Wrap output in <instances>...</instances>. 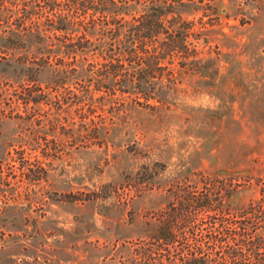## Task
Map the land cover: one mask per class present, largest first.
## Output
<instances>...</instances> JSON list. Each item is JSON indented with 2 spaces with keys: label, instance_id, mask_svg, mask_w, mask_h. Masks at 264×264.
Segmentation results:
<instances>
[{
  "label": "trees",
  "instance_id": "trees-1",
  "mask_svg": "<svg viewBox=\"0 0 264 264\" xmlns=\"http://www.w3.org/2000/svg\"><path fill=\"white\" fill-rule=\"evenodd\" d=\"M203 1L1 0V76L13 73L21 87L14 101L37 115L31 121L35 148L47 156L46 149H58L64 137L74 135V122L66 123L72 105L80 110L76 132L82 141L107 143L121 130L115 119L135 106L149 109L156 124L171 117V97L184 83L221 90L227 74L220 73V62H228L236 78L238 60L211 44L208 11L214 8ZM110 106L116 108L111 112ZM98 108L102 114H96ZM244 108L255 109L250 103ZM138 128L144 131L145 125ZM16 153L19 174L10 165L3 176L0 167V184L8 186L17 175L16 181L28 185L46 180L41 160L30 161L24 150ZM223 178H211L200 190L179 187L164 195L156 229L135 240L126 263L264 264V178L255 183L257 197L238 207L230 203L240 193L233 177ZM117 190L101 189L93 199ZM7 191L0 188L5 196L0 227L3 222L16 227V218L5 217L15 207Z\"/></svg>",
  "mask_w": 264,
  "mask_h": 264
},
{
  "label": "rangeland",
  "instance_id": "rangeland-1",
  "mask_svg": "<svg viewBox=\"0 0 264 264\" xmlns=\"http://www.w3.org/2000/svg\"><path fill=\"white\" fill-rule=\"evenodd\" d=\"M205 2L214 8L208 11L211 44L218 43L229 59L238 60L236 78L228 73L229 63L220 62V73L227 74L221 90L184 83L171 97V117L156 124L149 109L135 106L115 119L121 130L113 131L107 143L102 138L93 139L92 145L82 141L76 132L80 110L72 105L66 123L74 122V135L64 137L58 149H46L44 156L32 140L31 121L37 115L14 101L19 80L11 72L8 78L1 76L0 0L2 175L10 165L19 174V161L12 160L19 150L47 169L46 180L34 185L16 181L19 175L8 186L0 184L8 189L6 197L19 195L18 202L11 197L9 204L15 207L5 214L16 218V227L6 222L0 227V264H127L125 254L136 239L156 229L163 196L174 189L200 190L215 176L231 175L240 191L231 199L233 207L257 197L255 183L264 178V0ZM249 103L254 110H245ZM102 113L98 108L96 114ZM116 187L118 192L107 198L93 199L94 192ZM3 201L0 192L1 208Z\"/></svg>",
  "mask_w": 264,
  "mask_h": 264
}]
</instances>
